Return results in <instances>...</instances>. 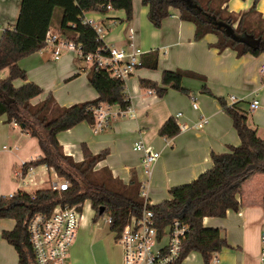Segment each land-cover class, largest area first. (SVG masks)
<instances>
[{"label":"crops","instance_id":"1","mask_svg":"<svg viewBox=\"0 0 264 264\" xmlns=\"http://www.w3.org/2000/svg\"><path fill=\"white\" fill-rule=\"evenodd\" d=\"M20 3V0H0V36L6 28L16 23ZM254 4L256 11L264 17V0H228L223 8L238 14L249 10ZM132 9L130 21H126L123 10L113 8L106 14L89 12L85 15L102 27L105 44L141 52L140 67L124 84L132 116H113L109 126L100 132H94L92 126L82 122L59 133L57 141L63 153L74 162L83 159L82 144L93 155L107 152L95 170L109 171L113 179L124 185L129 183L134 172L139 187L145 186L147 197L154 206L169 199L170 188L189 184L209 170L212 153H228L229 147L240 144L232 121L222 111L218 98L226 103L233 98L247 113L248 126L264 141V76L260 72L264 54L237 56L236 51L229 48L219 52L213 47L217 41L213 34L194 41L195 26L182 21L174 9L170 10L169 17L162 21L160 28H154L148 21V10L141 0H133ZM60 17L59 12L50 30L59 31L57 23ZM152 57L157 59L154 70L147 67ZM18 66L25 72L27 82L34 83L42 90L38 97L31 100V105L41 103L49 95L60 107L97 98V93L88 82V72L83 71V62L74 53L64 52L55 60L50 50H41L20 60ZM176 70L201 77L195 79L186 76L182 79L181 86L188 94L168 89L159 98L153 91L148 93V90L140 88L141 79L160 83L163 72ZM23 84L19 79L13 82L15 88ZM203 87L209 94L202 92ZM253 100L259 102V107L250 111L249 105ZM194 102L197 104L196 110L192 107ZM177 114H181L177 124L187 129L171 139L160 137L158 132L161 126ZM202 118L206 119V123L198 128L197 124ZM139 138L160 153V158L152 167L149 186L142 155L133 150ZM40 156L36 139L19 126L7 123L5 116H1L0 196L10 197L17 192L33 194L43 190L36 188L27 192L25 189L38 185V175L51 174L45 166L22 172L24 164ZM37 169H43L42 174L36 173ZM237 200L238 211L228 210L224 218L206 217L203 226L219 229L221 238L226 241L228 247L218 254L219 264H259L260 231L264 222V174L255 173L246 179ZM86 203L90 215L86 218L82 210V219L68 253L70 264H95L91 258L96 256L101 244L95 238V213L89 202ZM13 227V220L0 219V264H18L14 248L1 237L3 231H11ZM189 254L191 256L184 264L200 257L196 252ZM121 260L120 248L118 264H121Z\"/></svg>","mask_w":264,"mask_h":264},{"label":"trees","instance_id":"2","mask_svg":"<svg viewBox=\"0 0 264 264\" xmlns=\"http://www.w3.org/2000/svg\"><path fill=\"white\" fill-rule=\"evenodd\" d=\"M16 23L6 28L0 36V73L7 70V76L0 79V117L6 122H15L30 137L36 139L41 156L23 166L22 172L30 168L45 166L48 171L67 183L64 191L38 190L33 194L17 192L10 197L0 196V219L14 221L11 231H3L2 239L11 245L18 264H34L33 252L28 244L27 226L36 214L49 216L58 204L84 205L89 202L94 211V221L102 216L109 217L112 232H120L132 216L139 217L143 210L140 187L135 173L129 183L113 179L105 169L95 170L98 162L107 152L93 155L85 144L81 145L83 159L80 162L66 156L57 141V135L86 122L94 126L92 110L106 105L120 110L130 106L125 93L124 82L110 76L106 71L92 70L87 79L97 98L92 101L60 107L49 95L44 101L33 106L31 100L42 90L34 83L27 82L25 72L18 62L41 51L46 33L56 23V11L60 12L57 28L76 39L85 52H94L102 46L95 30L82 23L89 12L106 14L108 4L114 10H123L126 21L133 16V0H20ZM228 0H141L147 7V19L154 28H160L162 21L169 17L170 10L178 11L179 18L195 26L194 41L207 34L216 36L214 48L236 51L237 56L264 54V17L255 8L234 14L223 5ZM252 38L260 40L258 47H248L239 40ZM157 59L152 57L147 67L156 69ZM264 76V73L262 74ZM201 79L197 74L180 70L165 71L160 83L141 79V89L153 91L157 97L164 96L168 89L188 94L181 86L184 77ZM24 84L15 88L13 82ZM202 92L209 94L203 87ZM222 111L231 119L240 140L237 147H229L228 153L210 155L212 166L186 185L170 188L168 200L149 206L154 213L156 227L161 232L167 225L178 219L187 227L181 243V258L190 252L200 255L203 264H210L213 255L228 247L221 238L219 229L204 227L203 219L224 218L228 210L238 211L237 196L242 183L255 173L264 174V141L248 126L247 113L237 103L227 105L218 98ZM159 136L171 139L179 134L177 122L169 118L161 126ZM100 208L103 213L99 214ZM82 211L81 209L79 210Z\"/></svg>","mask_w":264,"mask_h":264},{"label":"built area","instance_id":"3","mask_svg":"<svg viewBox=\"0 0 264 264\" xmlns=\"http://www.w3.org/2000/svg\"><path fill=\"white\" fill-rule=\"evenodd\" d=\"M107 12L112 10L110 4L106 6ZM83 24L91 26L97 35V40L102 46L94 52H85L82 45L76 39L69 37L62 31L49 30L46 33L42 50H50L53 59L57 60L64 52L74 53L84 64V72L106 71L111 77L125 82L135 73L141 63L138 50L127 51L107 45L103 42V29L96 20L84 16ZM264 73V64L260 69ZM148 90V93H151ZM235 100L231 98L227 105H233ZM193 109H197L196 102L192 103ZM259 102L253 100L249 110L258 109ZM108 106H99L92 110L95 120L92 126L94 132H100L107 128L110 123V111ZM113 116H132L130 106L118 110ZM181 114L175 116L177 121ZM206 123L202 118L197 124L200 128ZM17 126L15 122L11 123ZM179 133L187 129L186 126L177 124ZM133 150L142 155V165L145 169L150 184L153 165L160 158V153L151 146L138 139ZM149 186V185H148ZM147 186V188H148ZM67 188L66 182H54L52 190L64 191ZM140 198L143 200V210L139 217L132 216L120 232L115 233V241L122 251L121 264H184L191 256L188 254L181 258V243L187 233V227L180 220L176 219L167 225L161 232L158 230L154 220V213L149 209L152 206L146 193L145 186L140 187ZM87 204V203H85ZM84 204V205H85ZM84 205L58 204L54 207L49 216L43 214L34 215L28 222L27 237L28 244L33 252L34 264H68V253L75 239L76 231L82 219ZM107 224L111 219L107 217ZM210 264H219L218 255H213ZM259 264H264V222L260 231Z\"/></svg>","mask_w":264,"mask_h":264},{"label":"rangeland","instance_id":"4","mask_svg":"<svg viewBox=\"0 0 264 264\" xmlns=\"http://www.w3.org/2000/svg\"><path fill=\"white\" fill-rule=\"evenodd\" d=\"M58 15H59V11H56L55 17H58ZM6 76H7L6 70L0 73V79H4ZM35 105H37V104H35ZM35 105H33V106H35ZM118 109L119 108L116 106L111 107V109L109 110L111 113L110 120L112 118H114L113 113L116 112ZM42 170L43 169H37L36 173H38V172L41 173ZM41 180H44V181L40 183ZM37 181H38V185L36 187H31V188H28L25 190L27 192H29V191L35 190L36 188L50 189L51 184L56 182V181H58L59 183L65 182L61 179L57 180V178L54 177L52 175V173L50 175H47V174L46 175H38ZM83 214L85 215L86 218L89 217V215H90L89 211L86 209V206L83 209ZM106 219H107L106 216H102V217L98 218V220L96 221L97 224H95L96 225V234H95L96 236H95V238L97 240H99V242L101 244H100L98 251L96 252V256H93V258H91V260L95 264H118V262L120 260V247L115 241L116 240L115 239L116 234L110 230L109 224H107ZM196 258L197 259L195 261L191 260L186 264H203L202 259L200 257H196ZM67 262H68V264H70L69 260H67Z\"/></svg>","mask_w":264,"mask_h":264},{"label":"water","instance_id":"5","mask_svg":"<svg viewBox=\"0 0 264 264\" xmlns=\"http://www.w3.org/2000/svg\"><path fill=\"white\" fill-rule=\"evenodd\" d=\"M239 42L241 44H244L248 47H258L260 45V40H255V39H252V38H246V39H241L239 40ZM103 213V208H100L99 210V214H102Z\"/></svg>","mask_w":264,"mask_h":264}]
</instances>
